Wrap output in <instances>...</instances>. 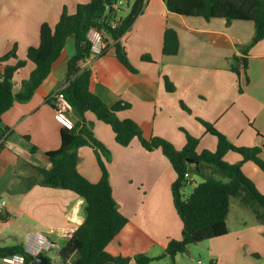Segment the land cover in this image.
<instances>
[{"label":"crops","instance_id":"1","mask_svg":"<svg viewBox=\"0 0 264 264\" xmlns=\"http://www.w3.org/2000/svg\"><path fill=\"white\" fill-rule=\"evenodd\" d=\"M88 1L0 0V57L15 46L18 59L25 60L28 48L39 44L43 23L54 27L63 9L73 14L78 4ZM134 1H118L124 6L118 19L129 13ZM166 29L177 34L175 55L162 54ZM253 35L250 21L181 16L169 12L162 0H145L141 14L120 39L134 71L116 59L109 42L104 54L90 55L82 66L91 70L90 91L106 106L117 101L129 104L116 115L134 121L145 138H163L181 149L188 135L198 139L197 153L213 152L217 140L206 132L203 121L237 147H260L259 157L264 161V39L245 52ZM74 53V38L68 37L30 100L15 103L1 117L5 132L0 139V201L5 203L1 212L5 217L0 220V245L21 244L22 237L32 233L43 241L42 255L50 264H70L61 261L57 252L67 234L82 224L84 200L70 191L30 182L36 169L49 166L44 154L60 146L62 128L53 118L49 97L63 86ZM234 56L246 58L247 69L239 66V75L230 70ZM33 67L26 61L14 74L15 91ZM164 77L172 84V92L166 91ZM69 116L74 122V113ZM85 119L92 122L94 136L110 153L105 163L112 196L127 218L106 251L128 258V264H136L138 255L164 254L168 241L180 239L182 230L171 193L177 177L172 165L159 149L146 151L137 139L125 147L118 145L110 126L93 114L86 113ZM77 155L78 172L97 183L100 170L94 151L83 146ZM223 158L230 164L241 160L234 152ZM241 171L264 194V173L251 162L243 163ZM245 212L239 202L232 207L230 200L228 233L211 239L215 258L211 264H264V224ZM155 248L163 253L149 254ZM0 264L29 263L13 256L0 259Z\"/></svg>","mask_w":264,"mask_h":264},{"label":"trees","instance_id":"2","mask_svg":"<svg viewBox=\"0 0 264 264\" xmlns=\"http://www.w3.org/2000/svg\"><path fill=\"white\" fill-rule=\"evenodd\" d=\"M119 0H89L78 4L73 14L65 9L61 12L54 27L43 23L39 29V44L29 47L26 59L20 60L15 46L0 57V139L5 132L1 125L3 113L15 103H26L37 87L47 77L52 64L60 56L68 37L74 38L75 53L67 63L65 82L61 87L67 100L73 107L76 117L73 128H62L60 146L44 155L49 162L46 168L36 169L30 183H37L52 188H60L74 193L84 200V220L72 233L67 234L65 245L57 252L61 261L70 264H128L129 259L112 256L106 246L127 223V218L119 211L118 204L112 196L106 160L108 149L94 136L92 122L85 119L86 113L110 126L115 142L127 146L137 139L146 151L159 149L168 159L176 172V179L171 186L174 208L181 220V237L168 241L165 253L158 257L138 255L136 264H149L168 256L172 262L177 254L184 253L188 246L199 242L222 237L228 233L226 218L230 200L238 199L241 207L247 209L255 220L264 224V194L256 189L254 183L241 171L245 162L255 164L264 173V161L260 159V147L244 148L232 144L211 124L200 121L207 133L216 137L217 144L213 152L203 150L196 152L198 139L187 135L183 148L176 149L169 141L151 137L145 138L139 126L132 120H120L117 112L127 110L130 105L117 101L106 106L99 97L90 91L91 70L83 67L82 62L91 55L89 31L95 30L103 40L111 43L116 59L128 70L134 71L126 52L120 43L122 36L132 27L141 14L145 0H135L129 13L116 20L118 11L112 5ZM166 9L181 16L201 17L206 21L214 18L226 22L234 20L253 23L252 42L245 47V52L256 42L264 39V0H162ZM179 41L172 29H166L163 35V55H175ZM107 47L98 55L105 53ZM145 59V58H144ZM10 60H16L10 64ZM26 61L33 64V69L26 79L21 80L14 90V74L25 66ZM239 66L247 69L246 58L232 57L230 70L239 75ZM166 91L172 92L173 86L164 77ZM181 107L187 110L182 104ZM91 148L96 156L100 170L97 183L86 180L77 170L80 147ZM228 152L237 153L241 160L229 164L223 161ZM197 175L202 182L197 184L189 195L183 189ZM5 215L0 212V220ZM13 256L21 257L26 263L34 264L33 257L26 255L20 244L0 245V259Z\"/></svg>","mask_w":264,"mask_h":264},{"label":"built area","instance_id":"3","mask_svg":"<svg viewBox=\"0 0 264 264\" xmlns=\"http://www.w3.org/2000/svg\"><path fill=\"white\" fill-rule=\"evenodd\" d=\"M112 7L120 11L123 9L120 3H115ZM118 20V18H116ZM88 39L91 43V55H98L107 47V43L103 40L100 33L95 30H90L88 33ZM49 100L53 106V118L56 123L64 129H72L73 128V121L70 118V113L73 112V107L71 103L67 100L64 93L61 90L54 92L50 95ZM186 178H190L188 174H185ZM192 180V178H190ZM5 207V203L0 201V212H2L3 208ZM21 247L23 252L31 257H36L38 255H42L44 243L42 240L38 239L32 233H26L22 240H21ZM198 263H200L198 261Z\"/></svg>","mask_w":264,"mask_h":264},{"label":"rangeland","instance_id":"4","mask_svg":"<svg viewBox=\"0 0 264 264\" xmlns=\"http://www.w3.org/2000/svg\"><path fill=\"white\" fill-rule=\"evenodd\" d=\"M122 3H123V1H122ZM124 6H125L126 9L128 8L126 6V4H124ZM122 12L123 11L121 10L120 11V15L124 14ZM226 160L223 158V161L227 163ZM201 182H202V179L199 176H197V175L192 176L191 184H188L187 186L184 187L183 193L186 196L189 195L191 193L192 189L197 184H199ZM236 203H238V199L232 198L231 199L232 207ZM245 210H246L245 213H248L247 212L248 210L247 209H245ZM211 241H212L211 239L210 240H205V241L199 242V243H197L195 245L188 246L187 250L184 253L177 254V257L174 260V262H172V260L168 256H166V258L164 257V259H162V260L161 259L160 260H155V261L150 262L149 264H211V259H215L213 257V251H212L213 248H212V244H211V243H214V242H211ZM161 253H163L162 250H160L159 248H155V250L152 251L149 254L158 255V254H161ZM53 259H54V255L51 256L52 263H53ZM198 261L200 263H198Z\"/></svg>","mask_w":264,"mask_h":264},{"label":"water","instance_id":"5","mask_svg":"<svg viewBox=\"0 0 264 264\" xmlns=\"http://www.w3.org/2000/svg\"><path fill=\"white\" fill-rule=\"evenodd\" d=\"M33 263L34 264H50L49 260L44 255H38L36 257H33Z\"/></svg>","mask_w":264,"mask_h":264}]
</instances>
